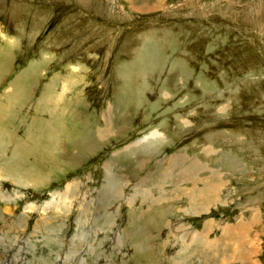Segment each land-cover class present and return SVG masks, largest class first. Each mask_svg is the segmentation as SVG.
Masks as SVG:
<instances>
[{
    "label": "rangeland",
    "instance_id": "1",
    "mask_svg": "<svg viewBox=\"0 0 264 264\" xmlns=\"http://www.w3.org/2000/svg\"><path fill=\"white\" fill-rule=\"evenodd\" d=\"M251 221L264 264V0H0V264H205Z\"/></svg>",
    "mask_w": 264,
    "mask_h": 264
},
{
    "label": "crops",
    "instance_id": "2",
    "mask_svg": "<svg viewBox=\"0 0 264 264\" xmlns=\"http://www.w3.org/2000/svg\"><path fill=\"white\" fill-rule=\"evenodd\" d=\"M255 225L256 224L254 221H251V223L247 222L246 227L242 226L241 224H237L236 233L234 232L228 235L231 236V239L234 238V240L232 239V241H236V245L238 242H241V246L239 247L240 249H238V252H233V255L232 253L229 254L231 244L228 245L226 244L227 247L226 249L222 248L223 251H221V249L218 248V249H214L213 251L208 250L209 252H207L204 249L205 252L204 255L196 254L194 257L199 256L201 258L200 261H202V263L204 262L205 264H213V263L218 264L219 260H220L219 264H233V262L235 263L242 262V264H250L249 261L250 259H253V261H255L256 264H259L258 261L260 260L259 259L260 254L258 251H256L254 244V240H255L254 234L256 229ZM240 230L245 231L246 234L245 235L242 234ZM245 242H248L251 245V247L248 248ZM201 243H203V241ZM256 247L259 248V245H256ZM262 251L264 250L262 249Z\"/></svg>",
    "mask_w": 264,
    "mask_h": 264
},
{
    "label": "bare ground",
    "instance_id": "3",
    "mask_svg": "<svg viewBox=\"0 0 264 264\" xmlns=\"http://www.w3.org/2000/svg\"><path fill=\"white\" fill-rule=\"evenodd\" d=\"M157 137V135L156 134H153V137L152 138H156ZM149 139V138H148ZM140 143H143L142 141H139ZM145 142V141H144ZM175 169H176V167H180L179 169H180V173H179V175H182L183 176V178H185V177H189L191 174H193V172L194 173H196L197 174V178L196 179H193V180H191V181H194L195 183L197 182V181H199L201 178H199V176H200V174H202L201 172H202V165H201V163H199L198 161L197 162H192L190 165H187V166H184V164L181 162V164H177V165H174L173 166ZM170 170H172V167L170 166L169 168H168V173H170ZM190 172H192L191 174H190ZM167 173V174H168ZM167 174H165V175H167ZM180 177V176H179ZM212 177L213 178H220L219 176H216L215 174H214V172H212ZM164 178V177H163ZM160 179V184L162 185L163 184V180L164 179ZM170 179V178H169ZM201 180H203V179H201ZM216 180H218V179H216ZM201 182V181H200ZM205 185V184H204ZM219 185H221L220 184V180H218V181H215V182H213V183H208V184H206V186L203 188V189H197V190H195V191H193V193H194V195H191L190 197V199H191V204H192V206L195 208V210H196V212L197 213H199V212H201L202 211V209H203V211L205 210V208L207 207V206H209L210 204H211V202L212 201H214V198L217 196V194H216V192L217 191H215V190H213V189H215L214 187H216V186H219ZM156 186V185H155ZM182 188V187H181ZM178 189V188H177ZM196 189V188H195ZM217 189V188H216ZM71 190V186H69L68 187V191H70ZM217 190H219V189H217ZM183 191V190H182ZM156 197V196H155ZM187 198V197H186ZM188 199V198H187ZM156 202V200L155 199H153V200H151V203H155ZM193 208V209H194ZM234 230V229H233ZM193 231V233H195L196 231L195 230H192ZM180 243V242H179ZM180 244H182V243H180ZM190 244V243H189ZM199 244H201V243H199ZM182 245H184V244H182ZM192 245H193V243L192 244H190L189 245V247H187V248H183L184 250H185V252H188V250L189 249H191V247H192ZM209 248H211V247H209ZM184 252V253H185ZM219 254V253H218ZM180 256H182L181 254H180ZM180 259V258H179Z\"/></svg>",
    "mask_w": 264,
    "mask_h": 264
}]
</instances>
